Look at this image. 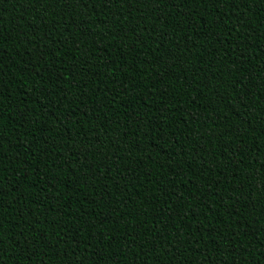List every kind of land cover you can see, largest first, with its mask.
<instances>
[{"label": "trees", "instance_id": "1", "mask_svg": "<svg viewBox=\"0 0 264 264\" xmlns=\"http://www.w3.org/2000/svg\"><path fill=\"white\" fill-rule=\"evenodd\" d=\"M0 264H264V0H0Z\"/></svg>", "mask_w": 264, "mask_h": 264}]
</instances>
